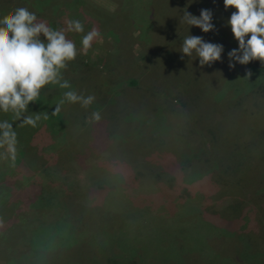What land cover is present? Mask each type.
<instances>
[{
	"label": "rangeland",
	"instance_id": "374dc122",
	"mask_svg": "<svg viewBox=\"0 0 264 264\" xmlns=\"http://www.w3.org/2000/svg\"><path fill=\"white\" fill-rule=\"evenodd\" d=\"M54 1L9 0L0 7V19L23 7L38 21L64 29L66 39L69 32L81 40L87 31L98 30L87 52L76 46L75 59L62 70L72 90L95 99L86 108L77 104L67 122L57 125V104L49 106L48 95L60 88L46 84L38 103L29 102L21 113L7 111L17 122L35 120L41 140L27 133L22 139L28 142L26 155L37 162L32 170H43L29 179V192L39 197L28 196L35 208L22 222L24 251L15 244L21 235L18 189L4 198L0 233L8 234L0 238V257L9 246L15 248L16 264H264V137L259 138L264 134V63L230 61L227 53L237 42L227 25L230 13L222 12L223 0ZM112 6L115 18L107 17ZM202 9L212 14L213 29L206 33L182 20L183 12L199 16ZM121 13L128 15L125 24ZM72 19L84 32L67 31ZM187 35L220 41L226 48L218 61L201 66L194 52L189 57L180 52ZM117 51L119 59L110 62V52ZM108 56L113 69L106 67ZM100 83L105 87L101 100L95 90ZM59 96L62 100L63 93ZM199 110L213 125L219 145L203 135L209 123L198 124L193 114ZM110 111L116 113L108 121ZM240 112H254L250 124L238 119ZM121 121L135 123L128 139L115 129ZM0 131L7 133L5 127ZM229 140L233 145L225 152ZM11 149L1 150L0 167L19 165L17 157L6 160L16 153ZM233 149L237 156L231 163L253 165L249 174L243 169L241 176L228 175L219 159ZM242 177L234 189L235 179ZM8 183L21 188V180Z\"/></svg>",
	"mask_w": 264,
	"mask_h": 264
},
{
	"label": "clouds",
	"instance_id": "9594fccd",
	"mask_svg": "<svg viewBox=\"0 0 264 264\" xmlns=\"http://www.w3.org/2000/svg\"><path fill=\"white\" fill-rule=\"evenodd\" d=\"M223 5L225 9H235L227 20L237 42V47L227 53L230 61L240 65L252 60L264 63V0H223ZM211 18V11L207 9L200 10L199 16L186 11L182 15L184 23L205 33L213 29ZM66 29L84 32L82 23L77 19L68 20ZM99 36L95 28L84 33L80 40L81 51L87 52ZM222 51V45L191 35L184 37L180 48V52L188 57L194 52L201 66L218 61ZM76 55V45L66 39L64 29H53L38 21L36 14L26 8H17L9 17L0 19V111L24 112L46 84L67 89L54 111L58 112L65 101L86 108L94 101V96L78 94L62 77V70ZM231 67L233 64L229 63ZM92 115L97 120L100 118L98 113ZM25 121L35 126L32 117H25ZM3 127L10 126L0 122V128Z\"/></svg>",
	"mask_w": 264,
	"mask_h": 264
},
{
	"label": "trees",
	"instance_id": "16d2710c",
	"mask_svg": "<svg viewBox=\"0 0 264 264\" xmlns=\"http://www.w3.org/2000/svg\"><path fill=\"white\" fill-rule=\"evenodd\" d=\"M1 1H4L5 3H1ZM33 1V0H32ZM35 1V0H34ZM38 2H40L41 3V0H37ZM47 1H49L50 2V4H52V3H54L55 1L53 0H42V4H45V3H47ZM212 1H215V0H212ZM9 2V0H0V7L3 5H7V3ZM75 2V1H74ZM34 3V2H33ZM114 2H112V4H113ZM115 4V3H114ZM113 4V5H114ZM16 5H17V3H15V7H16ZM113 7L114 6H112V10H111V12H112V14L111 15H109V16H107V17H113V18H115V16H116V14L114 13V11H113ZM114 9H115V7H114ZM9 10V9H8ZM40 11H42V8H41V10ZM233 11H235V9H233V8H231V7H228L227 9H225V7L223 6V11L222 12H227V13H232ZM219 13H220V11H218ZM122 14V18L119 20V21H121V24H125V22H127L128 20L127 19H129L128 18V15L126 14H124V13H121ZM101 16H103V17H105V14H103V13H101L100 14ZM229 14L227 15V19L226 20H228V18H229ZM225 18H226V15L224 16ZM107 24V23H106ZM48 25L50 26V27H52L53 29H56V27H55V25H54V23H52L51 21L50 22H48ZM68 35L72 38H69L68 37V39H70V40H73L74 41V43H75V45L76 46H79V47H81V45H80V40H79V36L78 35H73L72 34V32H69L68 33ZM218 44H220L221 45V43H220V41H218L217 42ZM222 47H224V48H226V46L225 45H223ZM118 54V51L117 52H110V55H111V57H113V60H111L110 62H117V60L119 59V56L117 55ZM119 55H120V53H119ZM120 58H121V56H120ZM108 59H109V56L108 57H106V59H105V62H108ZM110 62H108V64H106V67H109V69H113V67L111 68V66L113 65V63H110ZM126 79L124 80V82H122V85L124 84V87H123V89H121V90H124V88L126 87L125 86V83H126ZM129 81H132V79H129ZM90 85H92V83L90 82L89 83ZM122 85H120V86H122ZM98 88H96L95 90H97L98 92L96 93V95L98 94V96L99 97H101L100 98V100L102 99V94H103V88H105V87H103L104 86V84L103 83H100V84H97L96 85ZM60 88V87H59ZM87 89V88H86ZM60 90V92H54V93H51V94H49L48 96H50V99H49V106L50 105H52V107H54V104H58L60 101H61V96H59V99L56 97V96H58V94H62V93H64V91H66L67 89H62V88H60V89H58V91ZM88 90V89H87ZM126 91V90H125ZM81 92V94H83V95H85V96H87V95H89L88 94V92H85V91H80ZM42 94L44 95V91H41L40 90V93H39V96L36 98V100L34 101L35 103H38V101L41 99V98H43L42 97ZM257 96L259 97L260 95L259 94H257ZM46 98V97H45ZM243 101H245V99L243 100ZM54 103V104H53ZM244 103V102H243ZM262 104V103H261ZM79 105V104H78ZM242 105V104H241ZM240 105V106H241ZM256 105H259L260 106V104H256ZM76 106H77V104H73V103H68L67 101H65L63 104H61L60 105V109H59V114H58V116L57 115H53V116H55V118L57 119L56 121H55V123L57 124V125H61V124H64L65 122H67V120H65V118H66V116L67 115H69L70 114V110L71 111H75V109H76ZM240 106H238V108L240 107ZM252 106H253V103H252ZM252 106H249V107H252ZM101 107V106H100ZM249 107H248V109H249ZM200 108V107H199ZM238 108H237V110H238ZM99 109V108H98ZM109 109H111V108H109ZM135 109V108H134ZM134 109H132L131 111H135ZM240 110V109H239ZM189 111V110H188ZM241 111V110H240ZM244 111H246V110H244ZM110 112H112V114H111V116L107 119L108 121L111 119V117H112V115L114 114V112L116 113V111H110ZM124 112V111H123ZM249 114V113H248ZM248 114H245V112L244 113H242V112H240V114H239V117H238V119H240V121H248V120H251V118L253 117V115H254V112L252 113V115H248ZM191 115V114H190ZM197 119H198V124L199 123H201V121L202 120H207L206 118H204L203 116H200V110L199 111H197L196 113H194L193 114ZM242 117V118H241ZM95 119V118H94ZM97 120V119H96ZM208 121V120H207ZM0 122H6L7 123V125H9L10 127H5V129H7V133L3 136V135H1V131H0V152H1V150H5V149H7L9 146L10 147H13L14 149H11V151L10 152H12V151H15L16 153V155L14 154L13 155V157H10V156H6L5 158H7L6 160H10V161H14V159H12V158H14V157H17L18 158V160H19V165L17 166V165H11V166H9V168H8V166H7V163L6 162H4L3 163V166H5L4 168H3V166H1L0 167V178H3V181L2 182H0V208L1 207H3L5 204H4V198L8 195V191H14V190H17L18 191V198H16V199H18V200H15L18 204H21V207L20 208H18V210L19 211H21L20 212V216L17 218L16 217V221H17V223H19L20 224V233H21V235L20 236H18V241H15V244L17 245V244H20V246L21 247H19V248H17L18 250H20L21 248V251H24L25 249H26V247L28 246L24 241V235H23V233L26 231V229L22 226V222L23 221H25V220H29L30 219V217L31 216H33V212H31V210L33 209V208H35L34 206H31V203H32V201L30 202V203H28L29 201H27L28 200V196L29 195H33V199H36L37 197H39L38 196V194H36V193H33L32 194V192H29V186H31L32 185V183L33 182H31V180H29L30 178H31V176H35L36 175V173L34 172V171H36V172H42V170L43 169H39V170H32L33 168L32 167H34L36 164H37V162H36V160L35 159H32V157L31 156H29V155H26V153H27V150L25 149V146H27L28 145V142L26 143V142H24L23 140L24 139H22V136L23 135H25L26 133H27V135H28V137L29 136H31L32 134H34V140L36 141H40L41 140V134L38 132V134H36V127H37V124L35 125V126H33V125H30V124H28L26 121H16V120H14L12 117H9V115H8V112H3V111H0ZM122 122L123 121H121L120 123H119V125L115 128L116 130L118 129L119 131H120V129H121V132H123V135H124V137L126 138V139H128L131 135V131L133 130V129H135V123H129V122H126L124 125H122ZM250 121H248V123H249ZM208 123H209V128H208V130L206 131V132H203L204 130H199V131H201V132H203V135H204V133H206L207 135H209V136H211L212 138H211V143H215V142H218L219 141V138L218 137H216L215 135H217V134H212V133H214V128H213V125L208 121ZM108 124L109 123H107V127H109L108 126ZM250 124V123H249ZM108 129V128H107ZM24 132V133H23ZM5 133V132H4ZM260 133H264V132H260ZM29 134H31V135H29ZM36 134V135H35ZM201 134V133H200ZM260 137L259 138H263L264 137V134H260L259 135ZM31 137H33V136H31ZM203 142L205 143V141H204V139H203ZM220 142H221V140L217 143V145H219L220 144ZM229 144H227V147H226V151L225 152H227V150H228V148L230 147V146H232L233 145V143H231V141L229 140V142H228ZM224 144L225 143H223V146H224ZM216 145V146H217ZM237 146V145H236ZM235 146V147H236ZM17 148V149H16ZM26 150V152H24ZM230 153L232 154V155H229V154H226L225 155V157L226 158H220L219 160L221 161V159H222V161L221 162H224V165L226 166L225 168L227 169V171H228V175L229 174H236V173H238L239 175H240V172L243 170V169H245L246 170V172H248V173H246V175L247 174H249V170H248V167H250V166H253V165H251V164H247L244 160H241V163L240 164H242V163H244V165L242 164V165H239L238 163H236L237 161H235L234 162V164H232L231 163V161H230V157L231 156H233V157H236L237 156V152H236V149H233L232 151H230ZM240 154V153H239ZM10 155V154H9ZM229 160V161H228ZM14 167H18V169L19 170H16V168H14ZM2 168V169H1ZM252 171V170H251ZM235 172V173H234ZM11 174H13L14 176L12 177V175ZM245 175V176H246ZM241 176V175H240ZM239 176V177H240ZM244 176V177H245ZM244 177H242V178H237V179H235V181H234V189H237L238 187H240V183H241V181H242V179L244 178ZM16 179H18V180H21V188L19 189V188H17V187H11V185H9V183L8 182H10V181H12V180H15L16 181ZM225 179V178H224ZM223 179V180H224ZM223 182V181H222ZM8 183V185H6ZM229 183H227V185H228ZM264 185V183H261V186H263ZM261 197H263V196H260V198ZM257 198H259V197H257ZM259 198V199H260ZM11 205V204H10ZM9 205V206H10ZM6 206V205H5ZM43 208L44 207H46V206H48L47 204H44V205H41ZM7 207V206H6ZM3 209V208H2ZM29 211H30V217H28L29 216ZM25 214V215H24ZM28 217V218H27ZM254 224V223H253ZM5 232L4 233H0V236H2V237H0L1 239H3V237L5 236V235H7V234H5ZM9 237V236H8ZM4 239H6V238H4ZM3 242V240H0V244ZM9 246H7L6 248L7 249H5L4 250V253H3V256L2 257H0V264H16V263H14V261L16 260L15 258L16 257H14V249L15 248H12V247H9ZM16 247V246H15ZM2 255V254H1ZM0 255V256H1ZM10 255H11V257H10ZM50 264H51V262H50ZM131 264H135V261H133V262H131Z\"/></svg>",
	"mask_w": 264,
	"mask_h": 264
}]
</instances>
